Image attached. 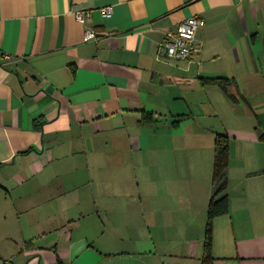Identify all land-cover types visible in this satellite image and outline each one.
<instances>
[{"label":"crops","instance_id":"crops-1","mask_svg":"<svg viewBox=\"0 0 264 264\" xmlns=\"http://www.w3.org/2000/svg\"><path fill=\"white\" fill-rule=\"evenodd\" d=\"M220 134L214 264H264V0H0V264H200Z\"/></svg>","mask_w":264,"mask_h":264},{"label":"trees","instance_id":"trees-1","mask_svg":"<svg viewBox=\"0 0 264 264\" xmlns=\"http://www.w3.org/2000/svg\"><path fill=\"white\" fill-rule=\"evenodd\" d=\"M228 80L224 78L205 79L204 85H214L225 90ZM229 166V143L226 135H218L214 143V163L212 174L213 193L207 210L203 252L200 264H214L212 253L213 245V220L215 217L229 211L227 195V169Z\"/></svg>","mask_w":264,"mask_h":264},{"label":"built area","instance_id":"built-area-1","mask_svg":"<svg viewBox=\"0 0 264 264\" xmlns=\"http://www.w3.org/2000/svg\"><path fill=\"white\" fill-rule=\"evenodd\" d=\"M100 14L103 17H109L112 14V7L100 8ZM75 19L80 23H86L91 19L90 10H81L74 12ZM205 26L201 18L191 17L183 20L176 30L165 33L164 40L160 44V53L166 58L173 60H185L193 55H199L202 45L197 41V32ZM97 40L96 34L87 29L85 32V41Z\"/></svg>","mask_w":264,"mask_h":264}]
</instances>
